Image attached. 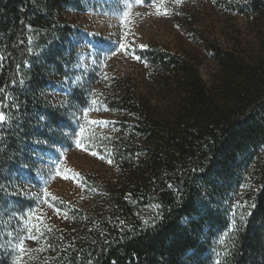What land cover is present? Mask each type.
<instances>
[{"label":"trees","instance_id":"trees-1","mask_svg":"<svg viewBox=\"0 0 264 264\" xmlns=\"http://www.w3.org/2000/svg\"><path fill=\"white\" fill-rule=\"evenodd\" d=\"M84 1L0 0V264H264V0L232 6L255 41L206 42L207 81L158 45L134 49L136 73L76 69L65 14ZM89 107L119 123L105 198L64 207L66 225L32 223L46 151L72 143L71 111Z\"/></svg>","mask_w":264,"mask_h":264},{"label":"rangeland","instance_id":"rangeland-1","mask_svg":"<svg viewBox=\"0 0 264 264\" xmlns=\"http://www.w3.org/2000/svg\"><path fill=\"white\" fill-rule=\"evenodd\" d=\"M243 1L85 0L83 11L65 14L81 33L83 50L74 67L84 70L100 60L107 75L105 79L136 73L140 68L134 49L142 48L141 45H158L197 58L199 74L207 81L218 70L217 62L206 50L207 41L223 49H233L240 34L246 35L251 43L255 41L249 22L232 9L233 4ZM164 9H167L166 14ZM123 11H128L129 15L122 21ZM66 90L57 87L53 96L62 99ZM71 115L72 143L51 146L37 175L39 199L29 214L32 223L47 226L64 221L68 224L61 210L67 205L86 207L92 198H105V183L117 173L111 152V143L119 135L117 116L105 107L73 108ZM247 196L243 194L241 198ZM31 245L33 242L26 238L24 247Z\"/></svg>","mask_w":264,"mask_h":264},{"label":"snow or ice","instance_id":"snow-or-ice-1","mask_svg":"<svg viewBox=\"0 0 264 264\" xmlns=\"http://www.w3.org/2000/svg\"><path fill=\"white\" fill-rule=\"evenodd\" d=\"M175 2L176 3H180L181 2V0H175ZM128 7H130V5H128ZM155 7L157 8V14H159V11H160V5H155ZM164 13L166 14L167 13V9H164ZM128 15H129V12L128 11H123L122 12V21H123V18H126V17H128ZM29 28L31 27L30 25L28 26ZM124 47V45L122 44L121 45V48H123ZM141 47H146V45H141ZM113 55H115V53H113ZM136 59H139V57H136ZM22 82V81H21ZM0 91H2V90H0ZM0 103H2V102H0ZM86 114V113H85ZM7 120H8V116H7V114L4 112V111H2V110H0V124H4V123H6L7 122ZM94 123V122H93ZM84 130H83V128H81V133L83 132ZM77 144H78V146H80L79 145V141H77ZM93 155H95V153H93ZM109 163H111V161H109ZM45 195H47V192L45 191ZM5 214H7V213H5ZM28 231H31V229L29 228V229H27ZM6 236H9V235H11V233H6L5 234ZM31 239H35L36 237H34V236H32V237H30ZM4 247V245H0V248H3ZM9 247H12V245H9ZM15 249L17 250V251H19L20 253H24V251H25V248H24V241L23 240H19L18 241V243H16L15 244ZM20 258L21 257H17V262L20 260Z\"/></svg>","mask_w":264,"mask_h":264}]
</instances>
